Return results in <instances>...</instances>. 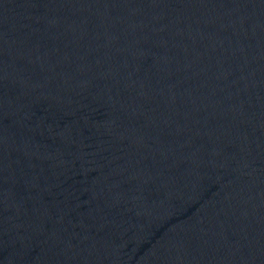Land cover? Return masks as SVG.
<instances>
[{"label": "water", "instance_id": "obj_1", "mask_svg": "<svg viewBox=\"0 0 264 264\" xmlns=\"http://www.w3.org/2000/svg\"><path fill=\"white\" fill-rule=\"evenodd\" d=\"M0 243L264 264V0H0Z\"/></svg>", "mask_w": 264, "mask_h": 264}]
</instances>
